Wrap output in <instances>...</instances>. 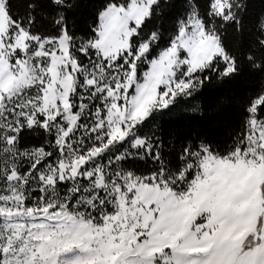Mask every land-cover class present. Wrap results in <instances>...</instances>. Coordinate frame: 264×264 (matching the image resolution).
I'll use <instances>...</instances> for the list:
<instances>
[{
  "label": "snow or ice",
  "instance_id": "obj_1",
  "mask_svg": "<svg viewBox=\"0 0 264 264\" xmlns=\"http://www.w3.org/2000/svg\"><path fill=\"white\" fill-rule=\"evenodd\" d=\"M0 264H264V0H0Z\"/></svg>",
  "mask_w": 264,
  "mask_h": 264
},
{
  "label": "trees",
  "instance_id": "obj_2",
  "mask_svg": "<svg viewBox=\"0 0 264 264\" xmlns=\"http://www.w3.org/2000/svg\"><path fill=\"white\" fill-rule=\"evenodd\" d=\"M259 3V0H255ZM255 9L253 15L258 12ZM242 86H233L227 89L211 88L200 96L201 103H209L218 98L223 97H238ZM239 99L230 100L223 112L211 113L205 116H186L182 119L181 123L188 129L199 130L213 135L217 139H223L226 133L235 127L236 119L239 115ZM170 123H174L170 122Z\"/></svg>",
  "mask_w": 264,
  "mask_h": 264
}]
</instances>
